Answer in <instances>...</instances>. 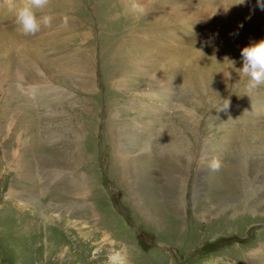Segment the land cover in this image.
<instances>
[{
  "label": "rangeland",
  "instance_id": "obj_1",
  "mask_svg": "<svg viewBox=\"0 0 264 264\" xmlns=\"http://www.w3.org/2000/svg\"><path fill=\"white\" fill-rule=\"evenodd\" d=\"M147 2L49 0L48 26L15 25L19 44L0 46V264H264V113L248 105L264 86L250 89L240 50L209 31L183 40L179 19L151 24Z\"/></svg>",
  "mask_w": 264,
  "mask_h": 264
},
{
  "label": "bare ground",
  "instance_id": "obj_2",
  "mask_svg": "<svg viewBox=\"0 0 264 264\" xmlns=\"http://www.w3.org/2000/svg\"><path fill=\"white\" fill-rule=\"evenodd\" d=\"M131 2L133 3H138L140 2L141 3H144L147 1V0H130ZM195 2V5L196 7L193 8V5H192V2ZM247 2H249V0H246ZM149 3V4H148ZM225 3L226 4V7L228 9V13L227 15L223 13V11L220 9L222 4ZM136 5V4H135ZM147 5H148V9L150 12H152L149 16V20L152 19L151 21V24L153 23L154 25L155 24H168L169 22H171V19H179V23L178 24H182L181 28L178 29V25L177 24H174V25H171L169 27H171L174 31V34H178L179 36H182L183 37V40L184 37L186 36L187 37V32H186V29L187 28H190V32L196 30V29H202L204 31H209V35H213L218 41H223L226 45V47L228 48L227 44L231 47V49H234V50H240L241 52V49L245 46H248L249 44L253 43V42H257L261 39H264V35L260 34L259 31L256 29V28H260L262 27V23H263V17H264V0H254L252 2V5L253 7L255 8L254 10L257 11L258 15L255 14L254 17H246L244 12L242 10H240V8L242 9L243 5L241 2H238V0H151V2H147ZM138 6V5H137ZM142 6V5H141ZM146 6V5H145ZM47 8V7H46ZM147 8V7H146ZM196 9V10H195ZM49 11L48 8L45 9V11ZM56 10V9H54ZM141 10V9H140ZM43 11V10H42ZM131 11V10H130ZM148 11V12H149ZM156 11V13H155ZM211 12L215 11V17H217L218 19L221 20V23L218 24L217 22H219L218 20H216V18L214 19H211V20H206V21H203L199 16H202L203 12ZM149 12V13H150ZM3 13H8V14H14L13 10L10 11H6L3 12ZM52 13V12H51ZM155 13V15H154ZM2 14V13H0ZM41 14V13H40ZM49 14V13H48ZM187 15H189L191 18L188 19V20H185L187 17ZM208 15V14H207ZM146 17V16H145ZM144 18V17H143ZM147 18V17H146ZM170 20V21H169ZM231 20V23L232 25L234 26L233 29H231L230 31H228L227 29V23L226 21H229ZM16 25V24H15ZM231 25V26H232ZM220 28H219V27ZM3 27L0 26V46L2 47H10V46H13L14 44L18 43V36H16L15 34H11V31L10 30H5ZM59 31V30H58ZM201 31V30H200ZM150 32V31H149ZM151 33V32H150ZM150 35V34H149ZM154 35V34H153ZM152 36V35H151ZM150 36V37H151ZM202 36V35H201ZM189 37V35H188ZM193 37V36H192ZM195 37V36H194ZM21 38V37H20ZM19 38V39H20ZM210 38V37H208ZM207 38V40H208ZM194 39V38H193ZM196 39V38H195ZM204 39V38H203ZM201 40V39H199ZM205 40V39H204ZM211 40V39H210ZM164 41V40H163ZM161 42V41H160ZM206 42V41H205ZM29 43V42H28ZM49 43V42H47ZM166 42L163 43V45L165 44ZM168 43V42H167ZM184 43V42H183ZM182 42H181V45H184ZM193 43V42H192ZM157 44V43H156ZM186 44V43H185ZM207 44V43H206ZM205 46L203 47L204 44H201L199 46H197L195 49H194V53L197 52L196 54H198L201 58L202 57H205V53L206 51L208 53H210L213 49H215L214 47H209L207 48L208 46ZM215 44V42H214ZM217 44V43H216ZM221 44V43H219ZM37 45V44H35ZM34 45V46H35ZM169 45V44H168ZM49 46V45H48ZM155 46V44H154ZM152 46V47H154ZM218 46V45H217ZM223 46V44H222ZM17 47V46H16ZM39 47V46H38ZM51 47V45L49 46V48ZM152 47H150L149 49H152ZM224 47V46H223ZM225 47V48H226ZM36 48V47H35ZM169 49V47H167ZM190 48V47H189ZM193 48V47H192ZM219 48V47H218ZM155 49V48H153ZM152 49V50H153ZM166 49V48H165ZM171 49V48H170ZM217 49V48H216ZM229 49V48H228ZM36 50V49H35ZM39 50V49H38ZM151 50V51H152ZM156 50V49H155ZM154 50V51H155ZM192 50V49H191ZM218 50V49H217ZM223 50V49H222ZM221 50V51H222ZM40 51V50H39ZM147 50H145L146 52ZM171 51V50H170ZM173 51V50H172ZM230 51V50H229ZM159 52V51H158ZM219 52V51H218ZM217 52V53H218ZM226 52V51H225ZM231 52V51H230ZM168 53V52H167ZM172 53V52H171ZM169 53V54H171ZM187 53V52H186ZM191 53V51H190ZM212 53V52H211ZM210 53V54H211ZM214 53V51H213ZM212 53V54H213ZM220 53V52H219ZM234 53V52H233ZM155 54V53H154ZM166 54V53H165ZM173 56L175 58H178V57H182V58H187L188 56L185 55L184 56V53L182 56H179L177 55L175 52L172 53ZM171 54V55H172ZM182 54V52H181ZM239 54V53H238ZM38 57H40L42 54L39 52L37 53ZM88 55V54H87ZM164 55V53H163ZM168 55V54H167ZM234 55V54H233ZM166 56V55H165ZM208 56V55H207ZM240 56V55H239ZM238 56V57H239ZM209 57V56H208ZM207 57L206 61L209 60V58ZM211 57V56H210ZM167 58V57H166ZM164 58L163 61L166 59ZM171 58V57H170ZM169 58V59H170ZM217 58V57H216ZM218 58H221V56H219ZM205 58H203L202 60H204ZM81 60L80 57H76L75 59V62L73 60L74 63H78L79 61ZM172 60V59H171ZM177 61V59H175ZM201 60V59H200ZM51 61V60H50ZM169 62V61H168ZM171 62H174V61H171ZM179 62V61H178ZM175 63V62H174ZM177 63V62H176ZM181 63V62H180ZM217 63V62H216ZM44 64V63H43ZM67 64V63H66ZM178 64V63H177ZM40 65V64H39ZM46 65V64H44ZM77 67L82 65V63H78L76 64ZM175 65V64H174ZM179 65V64H178ZM206 65V64H205ZM175 67V66H174ZM75 68V67H74ZM78 67V70L80 71V68ZM27 69V68H26ZM49 69H52L51 67ZM84 69V67L82 68ZM44 70V69H43ZM53 70V69H52ZM76 70V71H78ZM26 71V70H25ZM24 71V73H25ZM47 71V70H45ZM82 71V70H81ZM84 72V71H83ZM53 73V72H52ZM44 74V73H43ZM27 76H29V71L26 72ZM68 77H66L67 79ZM82 78V77H81ZM55 80V79H54ZM58 80V79H57ZM44 83V82H43ZM246 102H250V101H246ZM249 107H251L254 112H257L259 115L264 113V102L262 101V104L260 103L257 107L255 106V104H252L250 105V103H248ZM259 106H262L259 107ZM248 107V108H249ZM250 111V110H249ZM264 115V114H262ZM261 115V116H262ZM247 146V145H246ZM25 148V147H24ZM183 148V155L186 154V149L184 147ZM175 149V148H174ZM172 150V149H171ZM27 151V150H26ZM173 152L176 151L175 150H172ZM172 153V152H171ZM173 154V153H172ZM175 154H179V152H176ZM187 155V154H186ZM185 158V157H184ZM187 158V157H186ZM163 159V158H162ZM161 159V160H162ZM180 159V158H179ZM236 159V158H235ZM240 161L239 163H235V165H233L234 169L237 168L236 170V173L240 174V175H244L246 174L245 173V163H244V159L243 158H240ZM120 165H122V168H119V171H120V176L122 177L121 179L123 180V183H126L127 181L129 182V175H130V172H132L133 170V163L131 161H128L126 158L123 159V157L120 155ZM145 160V159H144ZM42 162V161H41ZM49 162V161H48ZM169 164V163H168ZM167 164V165H168ZM244 165L243 167L240 166V165ZM139 165V164H138ZM165 165V162L163 161L162 162V167ZM239 165V168L238 166ZM138 169H135L134 170V174H138V171H139V168L140 166H137ZM232 167V168H233ZM155 170V169H154ZM151 171V170H150ZM235 172V171H234ZM167 172L164 173V175H167L166 174ZM152 176V175H151ZM172 176V175H171ZM170 175L166 177V185L171 184L176 182V176L174 178H172ZM134 177V176H132ZM149 177V175H148ZM225 178V177H224ZM246 178V177H245ZM137 179V177H136ZM152 179L153 181V178H150ZM165 179V178H164ZM142 182V178L141 180L137 181L135 183V188L139 189L137 192L139 194V191H140V184ZM177 183V182H176ZM153 184V183H152ZM162 184L164 186L165 183L164 181H162ZM179 184V183H178ZM177 184V186H178ZM244 184V182H243ZM228 185V184H227ZM176 185H174L175 187ZM127 190L126 192L131 195V196H135V191L133 188V186H127L126 187ZM228 188H232L234 190H236L235 188L232 187L231 184L228 185ZM169 191V190H168ZM178 191V190H177ZM235 192V191H234ZM233 192V193H234ZM232 193V192H231ZM170 194V193H168ZM231 196V195H230ZM180 198H178V201H177V204H179V200ZM139 204L142 205V207L144 208V202L143 200H140L139 201ZM137 207L139 208L140 206L137 205ZM151 215H153V213H151ZM153 217V216H152ZM118 256L117 255H113V259H116Z\"/></svg>",
  "mask_w": 264,
  "mask_h": 264
},
{
  "label": "clouds",
  "instance_id": "obj_3",
  "mask_svg": "<svg viewBox=\"0 0 264 264\" xmlns=\"http://www.w3.org/2000/svg\"><path fill=\"white\" fill-rule=\"evenodd\" d=\"M243 2V0H238ZM49 3V0H12V10L18 30L25 36L34 35L42 26H48L51 18L39 15ZM242 67L238 69L240 77L248 78L249 88L264 86V39L253 42L241 49ZM235 68V61H231ZM228 102L224 105L227 107ZM211 170H218L220 162L213 158L209 164Z\"/></svg>",
  "mask_w": 264,
  "mask_h": 264
}]
</instances>
